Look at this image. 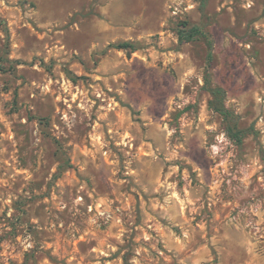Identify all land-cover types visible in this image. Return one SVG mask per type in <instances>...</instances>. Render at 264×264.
<instances>
[{"label":"rangeland","instance_id":"374dc122","mask_svg":"<svg viewBox=\"0 0 264 264\" xmlns=\"http://www.w3.org/2000/svg\"><path fill=\"white\" fill-rule=\"evenodd\" d=\"M0 264H264V0H0Z\"/></svg>","mask_w":264,"mask_h":264},{"label":"trees","instance_id":"16d2710c","mask_svg":"<svg viewBox=\"0 0 264 264\" xmlns=\"http://www.w3.org/2000/svg\"><path fill=\"white\" fill-rule=\"evenodd\" d=\"M177 38H178V44H186V43H192L200 38H205L207 40V44L209 47V50H211V43L207 37V35L202 31L201 28L198 26H189L187 22L181 23L178 26L177 30ZM111 48L116 50H122V51H131L134 52L137 50L136 45H134L131 42H123L115 45H111ZM207 58L209 61L212 60V53L211 51L208 52ZM210 74L207 73V75L204 77V87L208 90L212 98L215 99V101L219 105H215L213 101L210 102V107L214 109L221 117H223L224 120H229L231 114L230 112L225 109V106L223 104V97H224V91L221 88H211V81H210ZM237 120L235 118L233 119V125H228L226 128V134L229 139L234 140L238 143L241 142L242 134L243 132L238 130L237 128Z\"/></svg>","mask_w":264,"mask_h":264}]
</instances>
